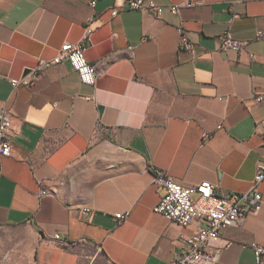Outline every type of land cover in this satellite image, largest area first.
<instances>
[{"label": "crops", "instance_id": "obj_1", "mask_svg": "<svg viewBox=\"0 0 264 264\" xmlns=\"http://www.w3.org/2000/svg\"><path fill=\"white\" fill-rule=\"evenodd\" d=\"M125 1L98 2L86 52L95 85L65 61L15 88L12 78L82 38L91 9L89 0H0V112L13 123L11 155L0 156V264H170L201 222L154 212L157 171L242 193L264 160V0H154L160 15L113 16ZM179 24L193 53L179 47ZM227 32L245 49L221 50ZM260 189L261 209L224 228L215 260L201 264H258Z\"/></svg>", "mask_w": 264, "mask_h": 264}, {"label": "built area", "instance_id": "obj_2", "mask_svg": "<svg viewBox=\"0 0 264 264\" xmlns=\"http://www.w3.org/2000/svg\"><path fill=\"white\" fill-rule=\"evenodd\" d=\"M98 2L99 0H89L91 13L84 25V34L78 42L64 43L54 57L40 59L37 65L30 69L28 76L12 78V85L15 88L20 85H31L45 68L65 61L69 62L73 69L78 72L83 83L95 85L98 78L97 68L95 64L88 60L86 52L91 45V37L95 30L93 23L99 16ZM180 6L181 4H173L170 9L174 14H178ZM125 8L151 11L157 15H160L163 11V7L154 0H126L124 5L114 7L111 14L116 16L121 9ZM178 30L180 33L179 47L193 53L194 42L186 29L182 24H179ZM245 47V41L234 38L229 32L222 36L221 50L241 51ZM256 99L258 101L264 100V93L257 94ZM12 124L11 112L3 109L0 112V156L11 155L12 142L10 135ZM263 182L264 160L257 166L250 189L242 193L224 192L219 194L217 193L216 184L210 181L185 186L175 181L165 171L158 170L155 183L164 188V194L154 206V212L184 226L196 220L201 222V226L188 237V250L177 255L170 264L213 263L219 248L210 250V247L219 239L221 231L228 226H241L247 215L257 213L261 209L263 199L260 187ZM46 193L47 191L43 190L41 195ZM128 217L129 212L115 214V218L119 221ZM55 239L60 240V235H55ZM251 247L255 252L257 263L264 264V244L255 242L252 243Z\"/></svg>", "mask_w": 264, "mask_h": 264}]
</instances>
